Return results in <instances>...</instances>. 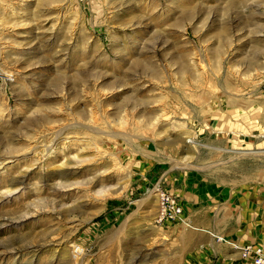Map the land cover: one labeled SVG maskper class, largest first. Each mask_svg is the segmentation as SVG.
Returning <instances> with one entry per match:
<instances>
[{"label": "rangeland", "instance_id": "obj_1", "mask_svg": "<svg viewBox=\"0 0 264 264\" xmlns=\"http://www.w3.org/2000/svg\"><path fill=\"white\" fill-rule=\"evenodd\" d=\"M264 0H0V264H253Z\"/></svg>", "mask_w": 264, "mask_h": 264}, {"label": "built area", "instance_id": "obj_2", "mask_svg": "<svg viewBox=\"0 0 264 264\" xmlns=\"http://www.w3.org/2000/svg\"><path fill=\"white\" fill-rule=\"evenodd\" d=\"M253 264H264V250H256V254L253 257Z\"/></svg>", "mask_w": 264, "mask_h": 264}]
</instances>
